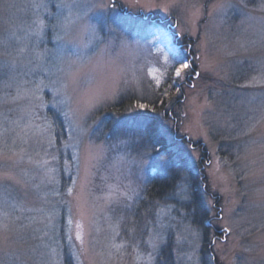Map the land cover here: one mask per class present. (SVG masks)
<instances>
[{"label": "rangeland", "instance_id": "obj_1", "mask_svg": "<svg viewBox=\"0 0 264 264\" xmlns=\"http://www.w3.org/2000/svg\"><path fill=\"white\" fill-rule=\"evenodd\" d=\"M144 83L162 99L96 142L94 113ZM178 167L194 189L132 223L148 175ZM167 245L174 264H264V0H0V264H153Z\"/></svg>", "mask_w": 264, "mask_h": 264}, {"label": "trees", "instance_id": "obj_2", "mask_svg": "<svg viewBox=\"0 0 264 264\" xmlns=\"http://www.w3.org/2000/svg\"><path fill=\"white\" fill-rule=\"evenodd\" d=\"M161 93L162 92H160V90L155 92L152 87H149L148 84L145 83L141 84L139 89L130 88L123 90L117 96L114 102L104 105L94 113V118L97 117L99 120L96 131L94 132L95 141L102 142L103 140L109 138L112 134L115 133V131H113L114 125H116V123H119L117 122V120H115V115H119V113L121 112L128 113L129 110L133 108L136 102H141L143 104L146 103L155 107L159 100L162 99ZM160 105L163 106L164 104L162 103ZM122 106L123 109L120 110L119 108H121ZM152 121L153 118H149L143 124V135L146 139L151 141L153 146L157 147L159 144V146L164 145L163 147H165V144L162 140H159L156 136H153L151 134ZM123 123L126 125L128 123L134 124L135 120L131 119L130 116L125 117L121 119L120 124ZM120 127L122 128L121 125ZM140 140L141 138L139 137L137 142L133 144L134 148L136 147V145H141L142 141L140 142V144L138 143ZM182 177L189 178L191 181V185L194 189V186L197 184V182L195 179L191 178V175L189 176V173L187 172L186 168L178 167L173 170H170L167 173L156 172L155 174H149L147 177V181L142 188L143 196H145V199L144 201H142V204L138 206L136 205V207L134 208L135 212L133 215L132 223H135L136 225L142 223L145 220L147 211L151 208L150 206L152 204L164 201V199L171 194L172 190H174L175 188V185L178 183V181H180V179H182ZM199 193L200 192L196 190L193 191L195 201L197 200ZM203 226H205V223ZM153 264H174L173 258H171L169 245L164 246L161 249Z\"/></svg>", "mask_w": 264, "mask_h": 264}, {"label": "snow or ice", "instance_id": "obj_3", "mask_svg": "<svg viewBox=\"0 0 264 264\" xmlns=\"http://www.w3.org/2000/svg\"><path fill=\"white\" fill-rule=\"evenodd\" d=\"M66 7H71V6L66 5ZM187 67H188V65L186 63L181 65V68H183V69H186ZM177 74L179 75V69L177 70ZM141 107H143V105Z\"/></svg>", "mask_w": 264, "mask_h": 264}]
</instances>
